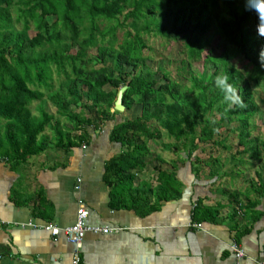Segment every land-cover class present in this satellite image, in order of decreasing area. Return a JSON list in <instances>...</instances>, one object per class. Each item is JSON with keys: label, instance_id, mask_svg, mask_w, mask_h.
Here are the masks:
<instances>
[{"label": "trees", "instance_id": "1", "mask_svg": "<svg viewBox=\"0 0 264 264\" xmlns=\"http://www.w3.org/2000/svg\"><path fill=\"white\" fill-rule=\"evenodd\" d=\"M13 8L21 28L15 26ZM258 23L257 14L246 10V0H0V159L18 166L50 146L68 150L88 139L90 127L112 120L110 138L120 142L122 150L106 163L111 202L133 208L145 203L148 210L182 194L176 165H156L155 186L135 185L137 172L151 160V141L194 158L192 169L197 175L207 166L214 177L238 176L242 171L235 170L237 162L253 164L243 160L245 153L264 163V138L253 136L251 127L258 111L251 81H264L259 61L264 38L258 35ZM32 25L36 33L30 35ZM149 35L182 41L190 62L208 50L205 69L200 76L192 75L190 87L147 63L143 50ZM215 36L220 54L215 53ZM93 47L98 54L88 56ZM236 55L248 60L250 68L243 71L231 63ZM221 73L238 88L245 107L228 108L215 84ZM123 86H127L126 109L134 104L141 107L135 119H116L121 112L112 111ZM46 99L57 107L60 117L45 109ZM34 101L41 104L38 115L31 109ZM94 113L97 117L91 116ZM233 122L239 123L234 129L242 148L232 153L233 166L227 171L217 148H230V144L227 136L217 134ZM163 133L175 142L163 140ZM201 143L212 145L206 160L195 154L206 150ZM155 158L167 163L160 153ZM256 174L245 177L248 186L243 190L224 191L229 202L257 219L259 211L254 207L264 197V165ZM242 196L247 200L243 208ZM218 216L219 207L202 200L194 205L195 222L215 221Z\"/></svg>", "mask_w": 264, "mask_h": 264}, {"label": "crops", "instance_id": "2", "mask_svg": "<svg viewBox=\"0 0 264 264\" xmlns=\"http://www.w3.org/2000/svg\"><path fill=\"white\" fill-rule=\"evenodd\" d=\"M113 125L110 120L90 127L88 139L70 149L50 146L18 166L0 159V264H71L73 244L42 226L50 221L61 227L74 224L80 204L89 211L88 224L120 228L107 234L87 232L83 264H257L264 259V197L254 207L257 219L245 214L229 202L225 176L214 177L205 169L197 175L194 158L174 155L164 163L168 167L162 165H176L182 182L179 198L161 200L151 210L145 203L139 208L113 205L106 163L122 150L110 138ZM143 172H137L136 186L157 185L156 171ZM242 199L243 208L247 200ZM198 200L219 207L217 219L203 221L201 227L192 218ZM235 241L243 258L231 248Z\"/></svg>", "mask_w": 264, "mask_h": 264}, {"label": "rangeland", "instance_id": "3", "mask_svg": "<svg viewBox=\"0 0 264 264\" xmlns=\"http://www.w3.org/2000/svg\"><path fill=\"white\" fill-rule=\"evenodd\" d=\"M13 16L15 18V26L17 28H21V22L16 21V8L12 9ZM123 16L121 17V19ZM30 35H33L36 33V30L34 28V25H32L31 30H29ZM121 31L119 32V34ZM147 40V47L143 50V55L147 59V63L154 69H162L163 71H166L170 74V77L185 83L188 87L192 85V75L200 76V73L203 72L205 69V56L208 53V50H206L203 53V57L198 60L188 61L187 55L184 51V46L182 41H174V40H166L161 36L157 35H149L146 36ZM213 44L216 46L215 53L220 54L222 49L218 46L219 41L218 37H214ZM98 54L97 47H93L88 51V56L96 55ZM231 63H233L235 66H237L239 69L245 71L246 69L250 68V65L248 63V60L241 56H233L230 58ZM190 62V65H189ZM110 64V63H109ZM102 64H95L94 66L99 67ZM161 76V73H159ZM59 77H55L56 84L59 83L58 81ZM251 85L253 87L254 91V99L255 102L258 105V111L254 115V117L251 120V127H252V135L253 136H260L261 138H264V81H261V83H256L255 81H251ZM108 89V87H107ZM40 101H34L31 104V109L35 115H38L39 107H40ZM45 109L49 112L55 114V116L60 117L57 113V107L53 105V103L46 99ZM141 114V107L134 104L130 109H125L123 112L119 113L118 116L121 119L123 118H130L135 119ZM216 117H220L219 114L216 112ZM92 117H97L96 113L91 115ZM62 120H65L63 117H61ZM107 123V122H106ZM238 122H233L230 125H226L222 128V133L217 134L218 136H227L228 137V143L230 144V148H223L222 146L218 147L217 150L219 151L220 156L222 157V161L224 162V168H227L228 171L230 170V166H233V163H231V155L232 153L236 152V150L241 149L238 145L239 137H238V131L235 130L236 126L238 125ZM164 132V131H163ZM46 134L51 137L53 135V132L50 128H47ZM53 137V136H52ZM42 139V137H40ZM163 140L165 141H173L175 140L173 138H168L166 134L163 133ZM159 141V140H158ZM153 154L149 156L151 160H149V163L147 167L144 170V174H151L154 173L155 168L154 165L160 164L164 167H168L167 164H161L159 160L155 158L157 153H160L167 161H171V158L176 156H185L184 152L181 150L180 153L178 151H171L164 150L161 143L157 142L156 140L151 141ZM212 146V145H211ZM209 144H203L201 143L200 147L205 148L206 150H197L196 154L204 156L205 160L209 158L210 153V147ZM214 148V147H213ZM241 155H239L238 158H236V161L240 158ZM250 154H243V160L246 161H252L253 164L249 165L248 163L240 164V162H237L238 165L235 167V170L240 169L242 173L238 176H232L231 174L229 176L223 177L222 185L226 188H234V190H238L241 188L243 190L246 186H248V181L245 180V177H256L257 170L260 169L261 166L264 165L263 162L255 161V159L249 158ZM187 157V156H186ZM170 165V164H169ZM204 169L209 171V167L204 166ZM142 174V173H141ZM140 175V174H138ZM232 180V181H231ZM232 190V189H231Z\"/></svg>", "mask_w": 264, "mask_h": 264}, {"label": "built area", "instance_id": "4", "mask_svg": "<svg viewBox=\"0 0 264 264\" xmlns=\"http://www.w3.org/2000/svg\"><path fill=\"white\" fill-rule=\"evenodd\" d=\"M88 215L89 211L86 206L84 204H80L77 209V218L74 224L61 227L55 222L50 221L47 222L44 226H42L49 230L51 234L55 237H57L61 233L64 234L67 239L73 244L74 249L71 256V264H83L82 249L84 244V238L87 232L107 234L114 231L116 232L120 229L117 227L90 225L87 223ZM193 225L197 227L202 226L200 222H194ZM231 248L235 252L237 258L240 259L245 256V252L241 247L240 243L235 241L231 245ZM0 258H2L1 254ZM256 262L257 264H264V259H258Z\"/></svg>", "mask_w": 264, "mask_h": 264}, {"label": "clouds", "instance_id": "5", "mask_svg": "<svg viewBox=\"0 0 264 264\" xmlns=\"http://www.w3.org/2000/svg\"><path fill=\"white\" fill-rule=\"evenodd\" d=\"M246 10L254 11L259 23L257 25L258 35L264 38V0H246ZM259 61L264 66V49H261L259 53ZM230 77L227 74L221 73L216 76L215 84L224 94V101L228 103L230 109L232 105H238L239 107H245L244 101L239 94L238 88L229 82ZM227 112L228 109H225Z\"/></svg>", "mask_w": 264, "mask_h": 264}, {"label": "water", "instance_id": "6", "mask_svg": "<svg viewBox=\"0 0 264 264\" xmlns=\"http://www.w3.org/2000/svg\"><path fill=\"white\" fill-rule=\"evenodd\" d=\"M127 86H123L119 89L118 94H117V98L115 100V105H114V110L119 111V112H123L126 107L125 104L123 102V95L124 92L126 91Z\"/></svg>", "mask_w": 264, "mask_h": 264}]
</instances>
